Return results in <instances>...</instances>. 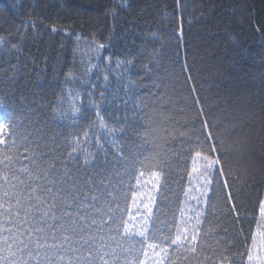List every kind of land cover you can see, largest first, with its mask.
<instances>
[{
    "label": "trees",
    "instance_id": "trees-1",
    "mask_svg": "<svg viewBox=\"0 0 264 264\" xmlns=\"http://www.w3.org/2000/svg\"><path fill=\"white\" fill-rule=\"evenodd\" d=\"M133 103L152 150L142 164H118L121 148L129 160L137 151L133 133L119 138ZM0 111L6 142L40 130L58 144L78 139L86 153L102 145L101 163L144 171V181L163 168L176 195L157 219L169 227L192 157L218 156L223 175L193 264L246 263L264 193V0H0ZM131 183L147 198L150 185ZM128 197L121 207L133 213Z\"/></svg>",
    "mask_w": 264,
    "mask_h": 264
},
{
    "label": "snow or ice",
    "instance_id": "snow-or-ice-1",
    "mask_svg": "<svg viewBox=\"0 0 264 264\" xmlns=\"http://www.w3.org/2000/svg\"><path fill=\"white\" fill-rule=\"evenodd\" d=\"M104 99L101 94V100ZM123 103L127 108L128 101ZM92 107L98 106L93 102ZM101 111L98 108V122L106 128ZM131 111V117L126 112L118 121L122 124L119 138L133 133L137 151L135 158L129 160L121 148L116 157L118 164H142L139 157L152 150L147 139L148 127L143 123V108L133 103ZM5 119L7 114L0 111V121ZM4 127L0 123V133ZM37 133L35 138H31V133L9 136L7 142L0 134V264H193L198 259L203 250L199 238L209 234L204 231L211 211L212 197L208 193L214 191L216 174L223 175L218 156L211 158L198 151L192 157L188 187L176 182L184 200L177 196L169 227L167 223L159 224L157 219L161 206H167L169 197L176 195L163 168H157L144 181V171L136 176L134 168H125L121 173L109 166L107 159L101 163L102 145L96 153H86L78 139L58 144L55 135L46 137L40 130ZM208 137L211 138L210 132ZM179 143L183 148L184 141ZM171 146L175 147V142ZM212 151H216L215 145ZM182 155L183 152L177 153L178 161ZM198 163L201 167H197ZM133 177L137 186L142 182L150 185L147 199L156 212L143 199L136 205L135 214L121 207L122 200L127 203L128 193H132L133 203L138 193L145 195L139 188L133 189ZM193 179L197 182L195 187ZM179 180H183L182 175ZM224 185L227 186V180ZM140 205L146 209L145 214L140 213ZM176 211L182 226L176 224ZM258 214L264 218V201ZM236 218L239 220V215ZM258 227L259 243L264 247V223ZM251 237L247 260L249 264H264V256L252 254L257 233L253 232ZM244 239L247 241V237ZM239 255L243 257L245 253Z\"/></svg>",
    "mask_w": 264,
    "mask_h": 264
},
{
    "label": "rangeland",
    "instance_id": "rangeland-1",
    "mask_svg": "<svg viewBox=\"0 0 264 264\" xmlns=\"http://www.w3.org/2000/svg\"><path fill=\"white\" fill-rule=\"evenodd\" d=\"M0 123H3V124L5 125L4 121H0ZM6 131H7V130H6V125H5V127H4V129H3V132L0 133V134H2V135L5 137V135H6ZM197 167H201V165L198 163V164H197ZM196 183H197L196 180L193 179V186H195ZM144 197H146V196H144ZM141 199H143L145 203H148L149 206L151 205V202H150L147 198L140 197V198L136 201V203L134 204V206H133V210H134V211H133V214L136 213V205L139 204V202H140ZM262 201H264V193H263V199H262ZM140 213H141V214H145V213H146V209L143 207V205H140ZM137 219L139 220V219H140V216H137ZM256 221H257V224H256V228H255L254 232L257 233V244H256V248L252 250V254H253L254 256H255V255L264 256V247H261V245H260V243H259V232H260L261 229L258 227L259 224L264 223V218H261V217L259 216V214H258V216H257V218H256ZM251 246H252V241H251L250 248H251ZM245 264H249V262H248L247 259H246V263H245Z\"/></svg>",
    "mask_w": 264,
    "mask_h": 264
}]
</instances>
